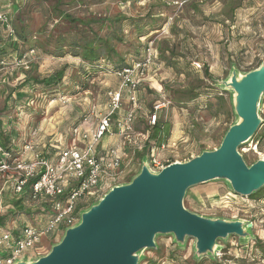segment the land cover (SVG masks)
<instances>
[{
	"label": "rangeland",
	"instance_id": "rangeland-1",
	"mask_svg": "<svg viewBox=\"0 0 264 264\" xmlns=\"http://www.w3.org/2000/svg\"><path fill=\"white\" fill-rule=\"evenodd\" d=\"M4 4L15 25L29 32L32 37L29 45L41 47L20 60L13 54V46L7 43L8 54L13 55L0 71V132L4 129L3 122L10 120L12 129L21 127L16 142L22 145L8 159L10 166L21 158L32 157L31 152L24 154L23 148L36 127L48 129L56 138L63 133L61 142L70 147L74 124L88 116L89 125H95L101 114L110 111L111 95L120 87V77L111 72L115 66L112 60L103 58L99 66L82 74L78 72L81 59L71 53L63 57L50 54L57 50V40L68 37L63 42L67 51L73 35L87 31L92 36L88 26L70 21L66 13L84 19L102 36L118 25L123 26L120 31L123 41L117 42V48L128 62L141 58L144 45L153 39L157 57L163 53L174 66L155 60L147 69L138 88L134 132L128 138L121 137L118 130V120L131 106L127 92L122 98V108L113 115L112 131L120 137V145L117 143L113 148L118 147L123 157L124 174L119 184L134 174L144 159L149 163L142 155L147 145L154 147L155 156L165 163L185 162L200 155L202 149H216L226 129L238 121L235 90L224 82L229 81L234 69L244 75L264 64V0H2L0 6L4 8ZM108 20H116L114 26ZM63 68L66 72L61 82L47 85L40 80L32 81L35 77L51 78ZM205 68L213 74V79L206 78ZM29 77L31 80L23 82ZM190 79L194 80L191 85ZM195 86L202 92L199 98L180 103L186 96L183 91ZM164 97L171 100V105L159 113L157 124H150L154 103ZM260 103L259 114L263 117L264 96ZM174 122L180 126L177 138L173 136ZM159 130L160 137H153ZM239 152L248 165L264 159V126ZM6 170L0 172V216L11 210L8 208L12 207L14 196L8 191L12 170ZM112 184L101 185L104 191L99 196L80 200L82 210L98 202ZM262 194L264 190L252 199L243 197L225 179L195 186L187 192L185 207L201 216L252 222V238H221L214 252L198 256L195 238L187 237L181 245L173 234H159L155 237L157 248L139 252V264H264V196L258 200ZM3 202L9 204L3 207ZM36 207L32 204L27 211L16 208L14 215H7L4 223L0 222V233L16 232L27 225L44 226L52 213L43 215ZM64 232L62 229L44 235L21 259L37 260L49 253Z\"/></svg>",
	"mask_w": 264,
	"mask_h": 264
},
{
	"label": "water",
	"instance_id": "water-1",
	"mask_svg": "<svg viewBox=\"0 0 264 264\" xmlns=\"http://www.w3.org/2000/svg\"><path fill=\"white\" fill-rule=\"evenodd\" d=\"M224 83L235 90L238 121L216 149H204L160 171L151 170L144 159L130 181L112 186L98 202L82 210L79 221L65 229L49 253L37 260L24 257L15 264H139V252L157 248L159 234H173L181 245L187 237L195 238L198 256L214 252L221 238L251 239L252 222L201 216L183 204L190 189L218 179L227 180L243 197L264 188V159L248 165L239 152L264 123L259 114L264 64L244 75L234 69Z\"/></svg>",
	"mask_w": 264,
	"mask_h": 264
},
{
	"label": "built area",
	"instance_id": "built-area-1",
	"mask_svg": "<svg viewBox=\"0 0 264 264\" xmlns=\"http://www.w3.org/2000/svg\"><path fill=\"white\" fill-rule=\"evenodd\" d=\"M0 20L8 27L10 34L14 35V29L11 27L12 17L8 12L3 11L1 6ZM153 44V39H150L144 58L134 61L132 65L118 69L115 73L120 77L121 83L119 89L111 95L110 111L98 117L95 127L89 125L88 116L78 122L72 128L71 146L62 149L54 160L46 157L37 148L35 141L39 133L38 127L31 130L29 140L23 148L24 154L31 152V158H21L13 166H10L8 159L12 157V153L0 146V172L7 171L6 169L12 170L11 176L15 193L20 194L29 179L39 177L32 188L33 201H37L41 196L55 200L51 210L52 214L44 226L36 228L27 225L19 232L6 230L0 233V264H15L17 260L21 259L24 252L39 244L44 235L53 234L75 225L79 221L82 211L80 200L88 196L93 198L99 196L104 191L101 188L104 183H108V186L113 183L110 188L119 184L124 174L123 157L119 148H111L106 154L99 155L97 147L106 135L113 133L112 118L122 108V98L125 92L128 93L131 106L118 120V130L123 138H128L133 134L135 110L138 104V87L147 69L155 61L156 54ZM1 65L5 68L8 64L1 61ZM171 103V100L165 97L157 101L150 113L149 123L157 124L159 113ZM153 148L148 154V166L151 170L160 171L171 161L162 162L153 153Z\"/></svg>",
	"mask_w": 264,
	"mask_h": 264
},
{
	"label": "trees",
	"instance_id": "trees-1",
	"mask_svg": "<svg viewBox=\"0 0 264 264\" xmlns=\"http://www.w3.org/2000/svg\"><path fill=\"white\" fill-rule=\"evenodd\" d=\"M1 9H2V7H1ZM5 12H8V14L12 17L11 12H9L7 9L5 10ZM65 16L68 17V19L72 22H80L81 24L83 23V25L88 26V29H89L88 31L92 32V36H90L87 33V31H85L83 33L79 32V34H77V36L73 35L72 37H70V41H69V43H70L69 45L71 46V48H70V50H67V51L64 50L65 44L63 42H65L68 37L57 40L55 43V44H57V46H56L57 50L53 51L50 54H53L57 57H63L67 53H71L76 58L81 59L82 65L78 69V72L82 71V74L87 73L88 69L96 68L97 66L100 65L101 60L103 58H107V59L112 60L114 62L115 66H114V68H112L111 72L115 75V73L117 72L118 69L125 67V66H128V65H132L134 61L141 60L142 58H144L145 53L147 51V48L149 46V43L148 44L146 43L144 45V47L142 49L143 51L141 54L142 57L139 59H134L131 62H128L123 57V55L118 51L117 42L123 41V35L120 34V31L123 29V26L121 27L118 25L115 28V30H113L112 32H109V34H107L105 36H102L97 31H94L93 27L90 24H88L87 21H85L84 19L79 20L77 18L72 17L70 14H67V13ZM116 20H115V22H116ZM108 21H109V25L114 26L113 25V24H115L114 21H112V20H108ZM11 27H12V29H14V35L10 34L8 27L6 25H4L2 23V21L0 20V62L3 61V62L7 63L8 58L11 57L13 54L21 60L22 58H24V55L26 53L30 52L31 50H34L35 48H39V49L41 48L37 44H35L33 47H32V45H29L31 40H32V37L30 36L29 32L25 28H23V29L18 28V26L15 25L13 19L11 21ZM113 41H116V42H113ZM8 42L10 45L13 46V48H12L13 49L12 51L14 52L13 54H12V52H9V54H8V45H7ZM30 48H33V49H30ZM45 52L47 54H49V52H47V51H45ZM171 52H172V55L175 54L173 50ZM158 57H157V55H155V60L158 63H163V61H164L166 63V65L174 67V66H172V64H171V62L167 56L163 57V53H161V57H159V58ZM3 67H4L3 65L0 66V71L3 69ZM65 72H66V70L63 68V69L55 72L51 76V78H48V76L45 78H42V79L35 77V79H32V81L34 83L35 80H40L41 82H43L47 85H50L51 82H54V83L59 82V81L61 82L62 79L64 78ZM204 72H205L206 78L213 79V74L207 68H205ZM190 76H191V74L188 75V78ZM29 80H31L30 77L25 79V81H23V82H27ZM193 81H192V79H190L189 84L191 85V83H193ZM196 88H198V86H195V87L189 88L186 91H183V93L186 96L181 98L179 100V102L183 103V101L196 100L197 98H199V96L202 94V92L201 91L198 92ZM27 103H29V101ZM209 105L211 106V104H209ZM216 114H217V112H216ZM8 121H9L10 125H7ZM7 122L4 121V123H3L4 124L3 127L7 128V130L3 129L0 132V146L3 147V149H5L7 151H11L12 157H14L13 151L16 148H15V146L13 147L14 143L11 144V142H12V139L13 140L16 139L18 134H17V132L15 133L14 131H11V129H10L11 125H12L11 121L7 120ZM78 122L76 124H78ZM76 124H74V127L76 126ZM0 125H1V123H0ZM232 125H230L226 129L225 133L227 132V130ZM262 126H264V123ZM160 132H161V130L157 131V133H154L152 136L153 137H158V136L160 137ZM224 134H223V136H224ZM257 134H258V131L256 132V134L254 136L256 137ZM255 137H253V138H255ZM152 148L153 147H150L149 145H147L146 149L142 153V155H145V157H147V159H148V157H149L148 154L152 151ZM202 150H204V149H202ZM137 153H138L137 155H141L140 152H137ZM257 160L258 159L254 160L253 162H255ZM171 162H173V161H171ZM140 168L141 167L136 169L135 174L129 175V177L125 180V182L130 181L132 179V177L134 175H136V173L140 170ZM38 178L29 179V181L26 183V185L24 186V188L22 189V192L20 194L14 192V182L12 180H10V184L8 186V191L12 195H14L13 200L11 201L12 207L8 208L11 210H6L9 212H7L5 215L0 216V222L1 223H4L7 215H14L17 212V209L20 211H22V209H25L27 211L28 210L27 207L32 206V204H35V206H37L36 208H38L37 209L38 213L41 212L43 215L51 213V210L53 209L52 206H53L55 200L49 199L45 196H41L37 201H33V199H32V193H33L32 188H33V185L38 180ZM263 190H264V188L253 193L252 196H250L251 199L254 196L260 195V192H262ZM263 196H264L263 194H262V197L258 196L259 198L261 197L258 200H263L262 199ZM3 203H4L3 207L6 206L7 204H9L8 202H6V204H5V202H3ZM19 231L20 230H18L17 232H19Z\"/></svg>",
	"mask_w": 264,
	"mask_h": 264
},
{
	"label": "crops",
	"instance_id": "crops-1",
	"mask_svg": "<svg viewBox=\"0 0 264 264\" xmlns=\"http://www.w3.org/2000/svg\"><path fill=\"white\" fill-rule=\"evenodd\" d=\"M5 1V0H4ZM0 2L2 3V0H0ZM4 11H5V4H4V8H2ZM2 71V70H1ZM117 121H115L116 123ZM1 123V121H0ZM4 123V122H3ZM178 123L177 122H174L173 123V126H176L174 128V131H173V136H175V138L178 137V133H179V129H180V126H177ZM92 126H96V124L94 125V123L92 124ZM21 128V127H20ZM19 129H11V131H14L15 133L18 132ZM5 130H7V128L4 127ZM45 129L43 127L39 128V133H38V136L36 137V143L38 145V149L43 152V154L48 157L49 159H52L54 160V158L57 156V154L62 150V149H65L66 145L63 146V142H61L62 138H63V133H61L60 137L56 138V136L53 135V133H49L48 132V129L45 131ZM116 131V130H115ZM148 131H145V133H147ZM182 131H180L181 133ZM14 133V134H15ZM18 134V133H17ZM50 135H52L53 137H51ZM72 135V133H71ZM142 137H144V134H140ZM181 134H179L180 136ZM51 137V138H50ZM17 138V137H16ZM119 134L117 133H112V134H108L106 135L103 139H102V142L98 145V154L99 155H103V154H106L111 148H113L115 144L118 143L117 146L120 145V142H119ZM15 141V142H14ZM73 141V138L71 139V143ZM14 143V144H13ZM57 143H60V144H57ZM11 144H13V147L15 146V148H21V146H19V143L16 142V139H12V142ZM131 144V141L130 143ZM151 147V146H150ZM133 148V147H132ZM135 149V147H134ZM136 170L134 171V174H135ZM10 183V182H9ZM8 186V185H7Z\"/></svg>",
	"mask_w": 264,
	"mask_h": 264
}]
</instances>
